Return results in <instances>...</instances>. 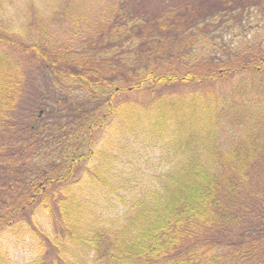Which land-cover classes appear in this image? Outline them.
<instances>
[{
    "label": "trees",
    "instance_id": "trees-1",
    "mask_svg": "<svg viewBox=\"0 0 264 264\" xmlns=\"http://www.w3.org/2000/svg\"><path fill=\"white\" fill-rule=\"evenodd\" d=\"M17 1L0 264H264V0Z\"/></svg>",
    "mask_w": 264,
    "mask_h": 264
},
{
    "label": "rangeland",
    "instance_id": "rangeland-1",
    "mask_svg": "<svg viewBox=\"0 0 264 264\" xmlns=\"http://www.w3.org/2000/svg\"><path fill=\"white\" fill-rule=\"evenodd\" d=\"M23 5V4H22ZM17 0H0V29L5 30L10 26H13L14 18L20 17L21 22H25V19L30 18V13H26L24 6H22ZM13 21V22H12ZM250 23H253V26H264V21L261 23H256V16H253L250 20ZM14 25H16L14 23ZM231 39H236L234 35L231 36ZM144 157L145 153H142ZM146 160V157H145ZM145 166H142V169ZM8 246V250L11 256L12 264H30L33 259H35V249L32 244L28 242H21L11 238L6 247Z\"/></svg>",
    "mask_w": 264,
    "mask_h": 264
}]
</instances>
